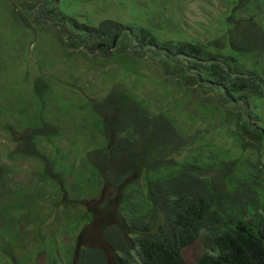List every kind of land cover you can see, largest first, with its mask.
Returning a JSON list of instances; mask_svg holds the SVG:
<instances>
[{
    "label": "rangeland",
    "instance_id": "374dc122",
    "mask_svg": "<svg viewBox=\"0 0 264 264\" xmlns=\"http://www.w3.org/2000/svg\"><path fill=\"white\" fill-rule=\"evenodd\" d=\"M59 1L84 25L69 23L65 42L49 25L16 22L11 0H0V264L72 263L77 238L92 220L87 200L104 186L89 153L108 145L109 108L97 103L112 94L169 119L188 140L151 176L194 164L223 188L252 176L264 196V154L237 135L228 112L238 110L226 101L219 65L170 57L167 48L190 43L227 58L234 28H243L234 18L253 16L264 31V0ZM107 22L121 31L89 34ZM154 40L158 48L149 46ZM259 51L234 57L264 77ZM184 68L194 78L183 77ZM235 84L230 90L243 87ZM245 100L254 140L264 136V98ZM203 251L197 243L186 259Z\"/></svg>",
    "mask_w": 264,
    "mask_h": 264
},
{
    "label": "trees",
    "instance_id": "16d2710c",
    "mask_svg": "<svg viewBox=\"0 0 264 264\" xmlns=\"http://www.w3.org/2000/svg\"><path fill=\"white\" fill-rule=\"evenodd\" d=\"M11 2L16 22L49 25L62 42L69 23L84 27L61 10L59 0ZM237 23L243 28H234L233 54L227 58L190 43L167 48L170 57H207L208 63L219 65L226 101L238 110L228 112L237 135L245 147L253 144L264 154V136L248 137L252 128L243 113L247 96L264 98V77L243 69L234 57L264 51V31L253 16L234 18L233 24ZM91 29H86L90 35L103 38L109 37V30L121 31L113 22ZM149 46L160 44L150 41ZM180 73L194 78L187 68ZM228 79L243 87L230 90ZM97 106L109 108L104 117L108 145L89 153V160L100 171L104 186L98 197L87 200L92 220L77 238L71 264H264V196L258 179L234 177L223 188L212 174L202 171L205 168L194 164L153 177L151 172L166 168L170 157L188 145L185 135L169 119L152 116L137 102L123 101L115 94ZM259 169L264 172V167ZM197 243L204 251L190 262L185 254Z\"/></svg>",
    "mask_w": 264,
    "mask_h": 264
}]
</instances>
